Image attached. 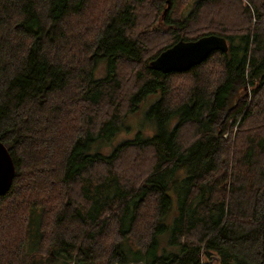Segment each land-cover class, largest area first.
Segmentation results:
<instances>
[{"label": "trees", "instance_id": "1", "mask_svg": "<svg viewBox=\"0 0 264 264\" xmlns=\"http://www.w3.org/2000/svg\"><path fill=\"white\" fill-rule=\"evenodd\" d=\"M158 1L163 2L115 0L101 23L80 24L91 36L84 40L72 22L85 0H0V141L15 166L10 188L0 195V233L11 208L30 203L24 210L33 209L52 198L59 208L51 214L44 209L39 233L47 216L68 214L80 227L100 221L89 233L99 244L97 236L111 221L110 264H129L121 241L130 236L136 254L153 256L162 224L171 227L167 242L177 252L154 256L150 264H210L214 258L216 264H264V27L249 29L250 16L239 0H196L188 16L169 20L166 15L170 29L136 32L146 19L137 23L135 11L150 10ZM153 34L166 41L152 58L178 39L207 34L225 37L228 50L214 51L189 70L163 73L141 59ZM72 41L76 53L70 51ZM101 59L106 76L94 78ZM123 61L143 63L149 76L136 75L137 85L125 99L117 73ZM207 62L216 65L212 77ZM185 73L193 87L180 101L170 100L171 77ZM243 81L252 95L247 106L229 115L233 126L238 121V145L231 147L223 137L227 124L216 128L213 120ZM149 97L156 134L118 143L108 155L100 152L132 107ZM175 114L178 122L169 130L165 125ZM186 129L190 137L180 136V142L177 135ZM100 143L98 152H90ZM144 145L154 150L145 169L131 164L134 160L120 164L128 150L140 152ZM74 197L86 206L70 211ZM172 216V224L164 222ZM27 219L23 211L25 231ZM18 241L17 232L0 234V264H21L25 254ZM80 250L82 256L95 253L92 244Z\"/></svg>", "mask_w": 264, "mask_h": 264}, {"label": "rangeland", "instance_id": "2", "mask_svg": "<svg viewBox=\"0 0 264 264\" xmlns=\"http://www.w3.org/2000/svg\"><path fill=\"white\" fill-rule=\"evenodd\" d=\"M114 1L115 0H85V6L80 9L81 13L72 22L75 27V33L81 34L83 36L82 39L89 40L91 36H85V32L80 28V24L90 21L97 24L99 20L102 21L105 18L104 13L106 11H111ZM195 1L196 0H163V2L158 1V4L153 6V8L150 10H137V12L135 11V13H137V23L142 22L146 19V21L136 27V32H147L148 29H152L151 32H153L154 28H158L164 32V30L170 29V27H167L165 24L166 15L168 17L167 19H169L170 17V19H176L178 17H184L185 15L188 16V12L192 8V4ZM238 4L242 10L247 9L248 11V16H250L249 29H253L256 25V27H264V0H239ZM240 8L238 11V17H242V15H244V12ZM240 10L242 11V13H240ZM225 17L226 20H234L230 16L227 17L226 15ZM152 21H154V25L152 27H147V24L152 23ZM165 41V38L160 40L158 36H155V34L150 35L149 37L147 36V56H143V58L141 59L144 60V58H146L147 64L149 65L148 61H150V58H152V56L161 47V45H163ZM70 51H73L72 53L77 52V47L75 46L73 41L71 42ZM142 64L143 63L129 64L128 62L123 61V63L119 65V71L117 73L120 75V83L118 86L121 90L120 95L124 97V99L127 98L126 92L132 89V86L136 87V75L137 77L138 75H148V72H146V69ZM215 68L216 65L213 62H207L206 69L209 71V76L212 77L215 74ZM106 72V61H104V59H101L100 61L98 60L96 62V65L94 66V71L92 73L93 77H104L106 76ZM171 78L173 80L170 85L168 97L170 100L180 101L181 99L185 98L184 96L188 94L189 88L193 87L190 75L185 73L182 75H174ZM229 95L230 96L228 97L227 104L222 107V109L218 112L217 118L213 120V126L216 128H221L222 125H224L225 123L227 124L226 133H224L223 137L227 138V140L232 144L231 147H233V145L235 144L238 145L236 134V132L238 131L237 120H239L241 116L237 117V119L235 120L237 121L236 125L233 126L234 121H231L229 115H231V112L239 109V106L243 104L247 106L252 94L251 89L248 87L247 83H244L243 81L238 82L236 84V88H233L232 93ZM151 99L153 98L149 97V99L143 100L144 102L140 105L138 104L137 108L136 105L132 107V109L130 110L131 113L126 117L125 123L123 124L122 128H120L119 131L112 138H110L107 147H102L100 149V152L104 153V155H108L114 148L117 147L118 143H122L125 140L134 139V137L145 139L152 136L153 134H156L158 130L157 119L153 115V118H151L148 111L151 104H153L154 102ZM125 102L126 100L121 103L125 106ZM176 115L177 114L170 117L169 121L165 125L167 129L172 130L171 128L176 124V122H178V117ZM232 126L233 128L229 132L228 129H230ZM189 130L190 129H186L183 134L180 130L177 135V139L182 142L180 136H182L183 139L189 138ZM103 143L107 144V140ZM101 146L102 143L94 145L90 152H98ZM138 149H140V152L128 150V154L124 156L120 164L125 163V159H129V161L134 160L131 162V164H134L140 169H145V167L149 165L151 159H153L154 150H152L153 148L145 145L140 146ZM50 191L52 192V190ZM97 197H99V203L104 200L102 199L103 197L100 194ZM76 202L78 204H76ZM29 204L30 203H28V205ZM28 205L26 204L22 206L21 209L14 207L11 208L12 215L5 220L6 222L4 223V226L1 229L0 233L4 236H11L16 232L18 233L19 241L16 243H18L17 246H19V248L22 249V252L25 254V257L23 258V260H21V264H110L108 262V254L111 252L109 242L115 239L113 222L108 221L107 224H109H106L105 229H103L104 231L97 236L98 238L101 237L98 239L99 244H93L91 242L92 238L89 236V233H92L93 230L98 228L101 223L100 221H97V223L94 224L92 228L86 225L80 227L79 222H76L75 225L73 224V220L69 218L70 216L68 214H61L57 218H55V216H52V218L50 219L47 216L48 219L45 218L44 225L42 226V228H40L39 233V223L41 218L44 217V209H47L49 211V214H51L55 211V208H59L58 203H55L52 198H48L46 202H43L41 207L38 206L33 209L31 208L28 210H24ZM69 205L70 211L80 205L82 208L86 206L85 202L80 200L76 201L75 197L70 200ZM23 211L24 217L26 215L28 217L26 231L23 220ZM106 211L108 212V210ZM58 212L60 213L61 211H57L56 213ZM172 220L173 216L172 218L169 217L164 222H167V224H169L171 221L172 224ZM76 224H79V227H77ZM163 226L164 224H162L160 230H158L156 238L154 240L155 244L153 246L152 253L153 251L155 253L153 256H150L148 258H146V255L140 257L138 254H136L137 248L134 244L136 243V241H134V237L132 238V236H130L129 238L121 241V248L126 253L125 255H127L130 259L129 264H150L154 256L159 257L164 255L166 252H177V248L172 247L167 242V239H169L168 231H170L171 227L169 226V229L165 230V227ZM19 227L22 228V231H19ZM76 228L79 230H77ZM70 230L76 231L72 233ZM106 233H108L106 237L102 236ZM59 238L61 239V241L59 240ZM88 244H92L93 247H95V253L92 252L88 253V255L82 256L83 254L80 252L82 251L80 250V246H86ZM20 245L22 246V248ZM202 257L204 256H201V258ZM204 261H206V259L202 258L201 262ZM216 263L217 258H214L212 261L210 260V264Z\"/></svg>", "mask_w": 264, "mask_h": 264}, {"label": "water", "instance_id": "3", "mask_svg": "<svg viewBox=\"0 0 264 264\" xmlns=\"http://www.w3.org/2000/svg\"><path fill=\"white\" fill-rule=\"evenodd\" d=\"M225 37L207 34L193 40L178 39L149 62V68L159 72H183L203 62L214 51L227 52ZM6 146L0 141V195L11 186L15 168Z\"/></svg>", "mask_w": 264, "mask_h": 264}]
</instances>
